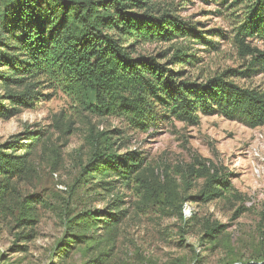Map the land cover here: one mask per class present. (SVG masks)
<instances>
[{
  "label": "rangeland",
  "instance_id": "1",
  "mask_svg": "<svg viewBox=\"0 0 264 264\" xmlns=\"http://www.w3.org/2000/svg\"><path fill=\"white\" fill-rule=\"evenodd\" d=\"M145 1L156 16L168 14L205 31L218 48L179 39L141 43L135 55L165 52V62L184 48L193 64L179 68L199 83L249 66L252 57H242L234 41L246 5ZM248 41L264 49L263 38ZM13 73L0 63V104L19 112L0 116V145H17L8 152L24 155L26 164L22 173L0 177V264L264 263V126L250 128L203 113L200 123L191 125L163 104L155 105L148 125H137L126 117L91 113L43 76L21 75L28 77L4 87L3 78ZM228 75L239 85L264 91V71L251 78ZM36 92L31 108L6 99ZM102 153L142 163L126 180L95 157ZM212 176L217 183L229 181L231 188L210 201L196 200ZM88 211L101 212L97 218L110 212L114 216L107 218L117 220L87 218L79 225L78 217ZM70 219L75 222L72 238ZM22 220L26 223L20 225ZM213 223L224 230L206 236ZM66 240L74 242L60 254Z\"/></svg>",
  "mask_w": 264,
  "mask_h": 264
},
{
  "label": "trees",
  "instance_id": "2",
  "mask_svg": "<svg viewBox=\"0 0 264 264\" xmlns=\"http://www.w3.org/2000/svg\"><path fill=\"white\" fill-rule=\"evenodd\" d=\"M235 3L246 6L234 41L241 56L252 57L251 62L242 71L230 69L199 83L186 77L180 69L185 64H193V55L185 53L184 48L176 49L173 57L165 62V52L135 55L141 43L179 39L202 41L212 49L218 48L217 42L203 36L205 31H198L168 14L156 16L147 8L145 0H0V36H3L0 63L10 65L14 72V77L3 78L4 87L28 77L21 75L43 76L91 113L126 117L137 125H148L150 112L155 105L163 104L177 120L191 125H198L203 113L237 120L250 128L264 126V91L239 85L228 75L251 78L264 71V49L248 41L255 35L264 39V0ZM19 50L23 51L25 62ZM37 95V92L21 93L6 99L16 107L31 108ZM18 113V108L9 109L0 104V116L10 118ZM16 147L0 145V177L7 174L11 178L24 171V155L8 152ZM95 157L102 159V165L112 166L126 180H131V173L142 163L136 157L113 153ZM216 183L214 176L208 178L206 187L195 199L210 201L231 188L227 180L214 186ZM100 213L88 211L77 221L82 225L87 218L105 223L117 220L107 218L114 216L110 212H105L104 218H97ZM68 222L73 223V219ZM25 223L22 220L20 225ZM74 224L68 238L74 235ZM224 228L213 223L205 235L215 237ZM68 242L59 249L60 254L68 252L74 241Z\"/></svg>",
  "mask_w": 264,
  "mask_h": 264
}]
</instances>
